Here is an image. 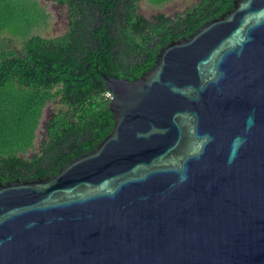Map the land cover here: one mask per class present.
Returning <instances> with one entry per match:
<instances>
[{
    "label": "water",
    "instance_id": "obj_1",
    "mask_svg": "<svg viewBox=\"0 0 264 264\" xmlns=\"http://www.w3.org/2000/svg\"><path fill=\"white\" fill-rule=\"evenodd\" d=\"M103 77L112 133L0 184V264H264V0Z\"/></svg>",
    "mask_w": 264,
    "mask_h": 264
},
{
    "label": "trees",
    "instance_id": "obj_2",
    "mask_svg": "<svg viewBox=\"0 0 264 264\" xmlns=\"http://www.w3.org/2000/svg\"><path fill=\"white\" fill-rule=\"evenodd\" d=\"M175 1L0 0V184L52 177L96 149L115 127L103 74L140 78L162 49L226 15L236 0H200L151 19L140 13L142 3ZM50 5L67 10L61 35H46Z\"/></svg>",
    "mask_w": 264,
    "mask_h": 264
},
{
    "label": "rangeland",
    "instance_id": "obj_3",
    "mask_svg": "<svg viewBox=\"0 0 264 264\" xmlns=\"http://www.w3.org/2000/svg\"><path fill=\"white\" fill-rule=\"evenodd\" d=\"M198 1L200 0H176L175 2L167 4L161 8H154L147 3H142L140 7V13L148 19H151L158 14L173 15L176 12L185 10ZM45 2H47V0H45ZM50 7L53 12L54 19L51 24V29L46 32V35H61L68 29L67 10L66 8L59 5H50ZM54 107L55 106L52 105L47 109L43 119V123L41 125L42 130L39 132V134H42L44 123L50 117V114L53 112ZM36 142H40V138H38Z\"/></svg>",
    "mask_w": 264,
    "mask_h": 264
},
{
    "label": "clouds",
    "instance_id": "obj_4",
    "mask_svg": "<svg viewBox=\"0 0 264 264\" xmlns=\"http://www.w3.org/2000/svg\"><path fill=\"white\" fill-rule=\"evenodd\" d=\"M234 143L236 144L237 147H239L243 143V140L238 137V138H236V140L234 141Z\"/></svg>",
    "mask_w": 264,
    "mask_h": 264
},
{
    "label": "built area",
    "instance_id": "obj_5",
    "mask_svg": "<svg viewBox=\"0 0 264 264\" xmlns=\"http://www.w3.org/2000/svg\"><path fill=\"white\" fill-rule=\"evenodd\" d=\"M108 98L112 99L113 98V95L110 91H108L107 95H106Z\"/></svg>",
    "mask_w": 264,
    "mask_h": 264
},
{
    "label": "flooded vegetation",
    "instance_id": "obj_6",
    "mask_svg": "<svg viewBox=\"0 0 264 264\" xmlns=\"http://www.w3.org/2000/svg\"><path fill=\"white\" fill-rule=\"evenodd\" d=\"M67 19H68V14H67ZM68 24H69V22H68Z\"/></svg>",
    "mask_w": 264,
    "mask_h": 264
}]
</instances>
